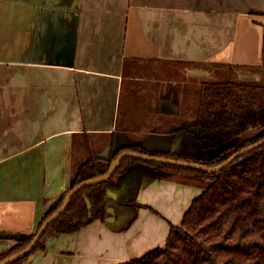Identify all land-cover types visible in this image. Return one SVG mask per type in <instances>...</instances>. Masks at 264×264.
<instances>
[{
    "label": "crops",
    "instance_id": "0c3cea01",
    "mask_svg": "<svg viewBox=\"0 0 264 264\" xmlns=\"http://www.w3.org/2000/svg\"><path fill=\"white\" fill-rule=\"evenodd\" d=\"M263 13L264 0H0V232L35 231L84 134L95 153L168 139L203 81L259 79ZM136 172L129 227L96 219L20 264H119L163 247L203 188ZM15 241L0 238V253Z\"/></svg>",
    "mask_w": 264,
    "mask_h": 264
},
{
    "label": "trees",
    "instance_id": "16d2710c",
    "mask_svg": "<svg viewBox=\"0 0 264 264\" xmlns=\"http://www.w3.org/2000/svg\"><path fill=\"white\" fill-rule=\"evenodd\" d=\"M262 16L261 77L257 80L220 78L203 81L195 113L190 117L176 115L169 129L164 131L174 135L184 130L186 122L190 121V126L195 129L199 154L192 153L188 145L172 154L170 149L149 150L136 142L120 145L108 158H99L94 155L97 150L89 143L88 135L84 134L82 144L74 142L73 145L68 187L49 205L35 231L25 234L1 252L0 261L31 242L42 222L61 206L64 196L74 185L104 174L111 161L123 151L216 166L233 153L262 139L264 129L238 141V137L246 132L257 131L264 126V13ZM152 130L163 132L160 127ZM109 141L113 142L112 134ZM225 142H232V145L214 156L202 154ZM232 146L235 147L232 149ZM137 165H144L153 174L179 181L181 179L176 176L181 175L188 184L203 190L185 211L181 224L170 225L163 247L119 264H264V144L241 154L217 172L126 156L108 179L76 192L66 209L47 226L33 250L9 264H20L35 251L45 250L50 237L76 232L96 219L116 230L129 227L141 206L133 201L140 179ZM131 185L133 190H127ZM108 190L116 192L117 196H109ZM84 197L89 199L90 206ZM110 207L114 213L109 212ZM111 215L114 219L108 221Z\"/></svg>",
    "mask_w": 264,
    "mask_h": 264
},
{
    "label": "water",
    "instance_id": "95a60500",
    "mask_svg": "<svg viewBox=\"0 0 264 264\" xmlns=\"http://www.w3.org/2000/svg\"><path fill=\"white\" fill-rule=\"evenodd\" d=\"M194 132H195V129L193 127L188 128V125H187L184 130H181V131L177 132L176 134L171 135L168 139L159 138V137H152V138H149L148 140H146L143 143V145L146 149H149V150L163 146V148H165V149H170V152L173 154V153H175L177 148H179L178 147L179 140L181 138H184L187 140L188 147L190 146L189 148H190L191 152L196 153L195 150L197 149V147L194 144L195 139H196L195 135L193 134ZM263 144H264V137L262 139H260L259 141H257L255 143L233 153L223 163H221L220 165H216V166H207V165L196 163V162L184 161V160H179V159H174V158H169V157L154 156V155H149V154L135 152V151H123L113 161H111L108 170L104 174L83 180V181L79 182L78 184L74 185L64 196V199L62 201L61 206L42 222V224L39 226V228L34 233V236L31 240V242L25 248L21 249L20 251H18L16 253L11 254L7 258L0 261V264H9L11 262H14V261L28 255L33 250L35 244L40 239L41 235L43 234V232L45 231L47 226L51 222H53L56 218H58L59 215L66 209V207L69 204V201L72 198V196L76 192H78L81 188H83L85 186L95 184V183H99V182H103L106 179H108L112 175V173L114 172V170L116 169L118 164L120 163L121 159L126 157V156L135 157V158L142 159L145 161H154V162H159V163H167V164H171V165L190 167V168L203 170L206 172H217L220 169L224 168L226 165H228L230 162H232L235 158H237L241 154L249 152L250 150L257 148ZM230 145H231V142H225V143H222V144L216 146L215 148H213L211 150L204 151L202 154L214 156L219 151H221L222 149H224L226 147H229ZM116 149H117V146H115L113 144H107L101 150H99L97 153H95V156L99 157V158H108L110 156V153L112 151H116ZM111 193H112V191L108 190L109 196H111L110 195ZM84 199L87 202V205L90 206L89 199L87 197H84ZM108 210L110 213H114V210L112 207H110ZM107 219H108V221H112L114 219V216L111 215ZM23 236H24L23 234H20L17 232H0V238L15 239L17 241L21 240L23 238Z\"/></svg>",
    "mask_w": 264,
    "mask_h": 264
},
{
    "label": "rangeland",
    "instance_id": "374dc122",
    "mask_svg": "<svg viewBox=\"0 0 264 264\" xmlns=\"http://www.w3.org/2000/svg\"><path fill=\"white\" fill-rule=\"evenodd\" d=\"M223 76H224V75H223ZM220 78H221V79H224L225 77H222V76H216L215 79H216V80H219ZM212 80H213V79H212ZM196 108H197V106H196ZM196 108H195V110H196ZM194 113H195V111H194ZM194 113H193V114H194ZM263 129H264V126H263L262 128H259V130H257V131H249V132H246L244 135L238 137V141L240 140V138H243V137H251L255 132H257V133L262 132ZM257 133H256V134H257ZM238 141H237V142H238ZM182 142H183L182 145L185 146V142L187 143V140H183V139H182ZM237 142H236V143H237ZM194 144H195V146H196V142H195ZM231 145H232V142H231ZM231 145H230V146H231ZM180 146H181V145H179V148H180ZM189 147H190V146H189ZM196 147H197V146H196ZM234 147H235V146H232L231 148L233 149ZM195 151H196V153H194V154H199V152L197 151V149H196ZM200 154H201V153H200ZM146 169H147V168H146ZM176 177L179 178V179H181V180H183V183H187V182H186L187 179H185V178L182 177L181 175H178V176H176ZM15 243H16V241H15ZM15 243H14V244H15Z\"/></svg>",
    "mask_w": 264,
    "mask_h": 264
}]
</instances>
